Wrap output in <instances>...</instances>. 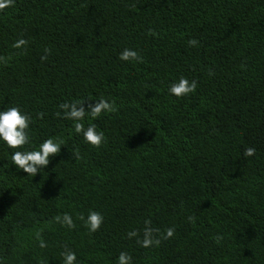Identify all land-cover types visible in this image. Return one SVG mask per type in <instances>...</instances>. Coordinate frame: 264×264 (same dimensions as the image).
<instances>
[{
  "label": "trees",
  "instance_id": "1",
  "mask_svg": "<svg viewBox=\"0 0 264 264\" xmlns=\"http://www.w3.org/2000/svg\"><path fill=\"white\" fill-rule=\"evenodd\" d=\"M181 76L198 86L176 98ZM100 99L116 110L82 122L106 137L94 147L59 106ZM12 106L32 148L63 144L34 177L0 143V264H264V0H14L0 8Z\"/></svg>",
  "mask_w": 264,
  "mask_h": 264
},
{
  "label": "clouds",
  "instance_id": "2",
  "mask_svg": "<svg viewBox=\"0 0 264 264\" xmlns=\"http://www.w3.org/2000/svg\"><path fill=\"white\" fill-rule=\"evenodd\" d=\"M14 0H0V8L10 6ZM191 45H195L196 41H189ZM25 44L24 40L17 42V46ZM119 59L124 62L136 60L140 61L141 57L137 51L125 48L119 56ZM195 80H189L186 77H179L170 83L168 93L176 98H184L192 94L197 88ZM76 101L73 103H64L59 107L63 111V115L67 119L75 121V133L81 134L86 143L94 147H99L105 141L106 137L103 131H98L96 126L89 125L85 128L82 123L86 117L96 118L101 114L114 112L116 106L114 102L100 99L93 103ZM32 118L24 112L19 106L8 107L0 110V143H3L7 148L12 149L11 160L16 166L17 171L32 176H37L44 171L50 164L51 158H54L62 149L63 140L57 137H49L40 143L37 147L32 148V138L30 136V126ZM27 146V147H25ZM255 149H246V155L252 156ZM67 222L70 217L65 216ZM103 217L96 212L89 214L88 223L90 229L95 231L101 223ZM168 236L172 235V229L168 230ZM158 242V241H157ZM65 264H75L77 257L74 252L68 251L63 254ZM128 257L125 253H121L119 260L120 264H128Z\"/></svg>",
  "mask_w": 264,
  "mask_h": 264
}]
</instances>
